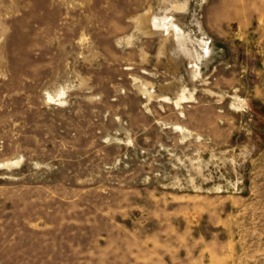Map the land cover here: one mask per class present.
<instances>
[{
    "label": "rangeland",
    "instance_id": "rangeland-1",
    "mask_svg": "<svg viewBox=\"0 0 264 264\" xmlns=\"http://www.w3.org/2000/svg\"><path fill=\"white\" fill-rule=\"evenodd\" d=\"M0 264H264V0H0Z\"/></svg>",
    "mask_w": 264,
    "mask_h": 264
},
{
    "label": "bare ground",
    "instance_id": "bare-ground-1",
    "mask_svg": "<svg viewBox=\"0 0 264 264\" xmlns=\"http://www.w3.org/2000/svg\"><path fill=\"white\" fill-rule=\"evenodd\" d=\"M183 92V91H182ZM184 96H185V94H184ZM186 97V96H185ZM54 98V97H53Z\"/></svg>",
    "mask_w": 264,
    "mask_h": 264
}]
</instances>
